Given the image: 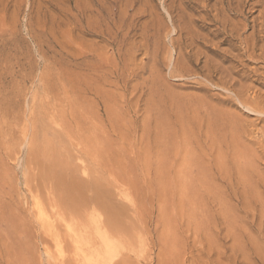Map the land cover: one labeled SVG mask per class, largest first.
Instances as JSON below:
<instances>
[{"label":"rangeland","instance_id":"374dc122","mask_svg":"<svg viewBox=\"0 0 264 264\" xmlns=\"http://www.w3.org/2000/svg\"><path fill=\"white\" fill-rule=\"evenodd\" d=\"M209 1L0 0V264H264V0Z\"/></svg>","mask_w":264,"mask_h":264},{"label":"bare ground","instance_id":"6f19581e","mask_svg":"<svg viewBox=\"0 0 264 264\" xmlns=\"http://www.w3.org/2000/svg\"><path fill=\"white\" fill-rule=\"evenodd\" d=\"M180 1H181V0H180ZM198 1H199V0H197V5L199 4ZM205 1H206V0H205ZM210 1H211V0H210ZM210 1H209V2H210ZM217 1H218V0H217ZM219 1H221V0H219ZM207 2H208V0H207ZM179 3H180V2H179ZM200 3H201V1H200ZM206 4H208V3H206ZM215 4H216V3H215ZM215 4H214V6H215ZM220 4H221V3H220ZM220 4H219V5H220ZM219 5H216V6L218 7ZM214 6H213V7H214ZM221 6H222V5H221ZM201 7H202V5H201ZM217 7H216V8H217ZM204 8H205V6H204ZM214 8H215V7H214ZM216 8H215V9H216ZM215 9H214V10H215ZM219 9H220V8H219ZM204 12H205V11H204ZM261 13L263 14V12H261ZM263 17H264V15H263ZM216 20H217V19H216ZM226 20H227V19H226ZM251 21H252V20H251ZM223 27H224V26H223ZM263 27H264V26H263ZM260 29H261V28H260ZM258 33H259V32H258ZM260 36H261V35H260ZM256 41H257V39H256ZM253 42H254V40H253ZM257 43H258V42H257ZM257 43H255V44H257ZM252 44H253V43H252ZM257 45H258V44H257ZM249 46H250V45H248V47H249ZM251 47H252V46H251ZM252 48H253V47H252ZM261 48H262V47H261ZM245 50H246V49H245ZM250 50H252V49H250ZM262 51H263V50H262ZM252 55H254V54H252ZM252 55H251V56H252ZM256 95H257V94H256ZM256 95H255V96H256ZM253 98H254V97H253ZM253 98H252V99H253ZM256 98H257V96H256ZM256 98H255V99H256ZM245 101H246V100H245ZM255 101H256V100H255ZM257 102H258V101H257ZM251 103H252V102H251ZM255 103H256V102H255ZM256 108H257V107H256ZM261 108L263 109V107H261ZM255 111H256V110H255ZM259 111H260V110H258V113H259ZM40 112H41V111H40ZM260 112H262V111H260ZM263 113H264V112H263ZM259 114H260V113H259ZM259 114H258V115H259ZM261 115H263V114L261 113ZM40 116H41V117H40ZM40 116H39V118H38L39 120H40L41 118H43L42 115H40ZM259 116H260V115H259ZM44 118H45V117H44ZM44 118H43V119H44ZM42 121L44 122V120H41V123L43 124ZM45 121H46V119H45ZM39 122H40V121H38V123H39ZM41 123H39V126L41 125ZM46 125H47V124H46ZM46 125H45V126H46ZM42 127H43V125H42ZM46 127H48V125H47ZM40 128H41V127H40ZM40 128L37 129V130L40 131ZM41 130H42V129H41ZM43 131H44V130H43ZM35 132H36V130H35ZM38 133H39V132H38ZM38 133H37V134L35 133V134L37 135V136H36V135H35V136H36L37 138H39L38 136L41 134L40 137H41V139H43V140L40 141V142H42V143L45 142L46 139H45V141H44V138H42V137H43V136H42V135H43V132H40L39 135H38ZM55 136H56V135H55ZM61 136H63V135H60V138H61ZM53 137H54V136H53ZM64 137H65V135H64ZM54 138H56V137H54ZM41 139H39V140H41ZM35 140H36V139H35ZM55 140H57V141H56V144H57V142L59 141V139H53V141L51 140V141H49V142L53 143ZM40 142H38L37 144H39ZM46 142H47V141H46ZM51 143H50V144H51ZM59 143H60V142H59ZM61 143H62V142H61ZM50 144H49V143L42 144V148H41L42 151L46 154V157H48V158H49L50 155H53V156H54V155H57V152H56V154H55L54 151L50 150V148H49V147L51 146ZM62 144H63V143H62ZM62 144H60V145H62ZM32 145H33V144H32ZM35 145H36V143H35ZM40 145H41V143H40ZM40 145H39V146H40ZM52 145H53V144H52ZM58 145H59V144H57V146H58ZM64 145H65V144H64ZM40 147H41V146H40ZM59 147H60V146H58L57 149H58ZM62 147H63V146H62ZM37 148H38V147L36 146V151H38V153L41 152L40 148H38V150H37ZM51 148H52V146H51ZM60 148H61V147H60ZM63 148H64V147H63ZM48 149H49L50 151H49ZM61 149H62V148H61ZM61 149H60V150H61ZM39 150H40V151H39ZM62 150H63V149H62ZM67 150H68V148H67L65 151H67ZM36 151H34V152L36 153ZM55 151H57L56 148H55ZM53 152H54V153H53ZM58 152H60L59 149H58ZM62 152H63V151H62ZM36 154H37V153H36ZM39 154H40V153H39ZM39 154H37V155L40 156ZM47 154H50V155L48 156ZM42 155H43V154H41V158H43V157L45 156V155H43V157H42ZM60 155H61V157H62V154H61V153H60ZM54 157H55V156H54ZM54 157H53V158H54ZM61 157H59V162H58V159H57V158H55V161H57V162L59 163V165H60V164L62 165V163H63L64 166L66 165V167H68L67 164L64 163V160H63V162H61V161H62V159H60ZM238 157H239V156H238ZM48 158H47V159H48ZM50 158H51V157H50ZM41 160H42V159H41ZM48 160H49V159H48ZM51 160H52V158H51ZM51 160H49V162H50ZM52 161H53V160H52ZM41 162H42V161H41ZM50 163H51V162H50ZM58 163H57V164H58ZM45 164H46V163H45ZM50 165H52V164H50ZM50 165H49V166H50ZM59 165H58V166H59ZM49 166H47V167H46V166H45V167L43 166V170L46 171L45 168H48ZM52 166H53V165H52ZM64 166H62V167H64ZM50 167H51V166H50ZM50 167L48 168L47 171H49ZM66 167H65V168H66ZM52 168H53V167H52ZM52 168H51L50 170H52ZM60 169H61V167H60ZM63 170H64V169H63ZM56 171H57V170H56ZM45 174L47 175L46 172H45ZM62 174H63V172H62ZM53 175H56V173L53 174ZM63 175H64V174H63ZM56 176H57V175H56ZM56 176H54V177H56ZM59 177H60V175H59L58 177H56V178H59ZM61 178H64V177H61ZM57 180H58V179H57ZM60 180H61V179H60ZM63 180H64V179H63ZM61 181H62V180H61ZM61 181H60V182H61ZM65 181H66V179H65ZM65 181H62V184H63V182H65ZM66 182H67V181H66ZM78 183H79V182H77V184H78ZM80 183H81V182H80ZM80 183L78 184L79 186H80ZM62 184H60V185H62ZM64 184H65L64 187H66L67 184H72V182H71V183H70V182H69V183L67 182V183H64ZM77 184L74 182V184H72V186L75 188L74 185L77 186ZM88 184H89V183H88ZM93 184H94V183H92V188H93ZM81 185H82L83 187H87V184L84 186L83 183H82ZM72 186H69V187L71 188ZM82 186H80L79 189H80ZM95 186L97 187L98 185L95 184ZM95 186H94V187H95ZM83 187H82V188H83ZM66 188H68V187H66ZM76 188H77V187H76ZM77 189H78V188H77ZM70 190H71V189H70ZM104 204H105V203H104ZM104 204H103V205H104ZM106 204H107V203H106ZM108 205H111V204L109 203ZM108 205H105V206H108ZM109 207H111V206H109ZM114 207H115V206H114ZM107 208H108V207H107ZM110 209H111V208H110ZM107 210L109 211V209H107ZM114 210H115V209H114ZM116 210H117V209H116ZM118 210H119V209H118ZM115 212H116V211H115ZM117 212H118V211H117ZM113 213H114V212H112V214H113ZM118 213H119V212H118ZM118 213H117V214H118ZM114 215H116V214L114 213ZM116 216H117V215H116ZM116 216H115V217H116ZM112 217H114V216H112ZM113 219H115V218H113ZM113 219H112V220H113ZM112 220H111V221H112ZM114 223L116 224L115 221H114ZM110 224H111V226H114V225H112L113 223H110ZM116 225H118V224H116ZM117 227H118V226H116V229H117ZM100 228H101V227H100ZM113 228L115 229V227H113ZM90 233H91V232H90ZM95 233H96V232H95ZM104 233H105V232H104ZM104 233H102V232L99 233V232H98V234H99L100 237H101V238H99V237H98V238L101 239L102 242H103V241H106V239H107V236H106V234H104ZM107 233H108V232H107ZM123 233H124V232H123ZM98 234L96 233L97 236H99ZM117 234H118V232H117ZM59 235H60V234H59ZM63 235H64V234H63ZM96 235H94V237H95ZM123 235H124V234H123ZM64 237H65V236H64ZM108 237H109V236H108ZM82 238H83V237H82ZM90 238H91V237H90ZM92 238H93V237H92ZM109 238H110V237H109ZM78 239H79V238H78ZM78 239H76V242H77ZM95 239H96V237H95ZM99 239H98L97 241H99ZM90 240H91V239H90ZM90 240H88V239L85 238V240H84L85 242H82L80 245L78 244V246L76 245V250H75V252H74V254H73V257H70V259H72V260L70 261V259H69L70 262H68V263H65L66 261L64 262V260H65L67 257H66L65 259L62 258L63 262H61V261H60V262H61L62 264H64V263H65V264H100V261H99V258H100V257H99L98 254L100 253L101 249L98 248V247L95 245V244H97V243H95L94 241L91 242ZM93 240H94V239H93ZM101 240H100V241H101ZM108 240H109V239H108ZM102 242H100V244H101ZM94 243H95V244H94ZM110 243H111V241H110ZM60 244H61V242H60ZM98 244H99V242H98ZM61 246H62V245H61ZM59 247H60V246H59ZM59 247H58V248H59ZM110 247H111V246H110ZM64 250H65V249H64ZM110 250H112V252H113V249H110ZM73 251H74V250H73ZM103 251L105 252V250H103ZM107 252L110 253L111 251H107ZM112 252H111V253H112ZM8 253H10V252H8ZM64 253H65V252H64ZM70 253H72V252L70 251ZM102 253H103V252H102ZM114 253H115V252H114ZM103 254H104V253H103ZM42 255H43V254H42ZM69 255L71 256V254H68V256H69ZM104 255H105V254H104ZM114 255H116V254H114ZM117 255H118V253H117ZM117 255H116V258L119 257V255H118V256H117ZM8 256H9V255H8ZM88 256H89V257H88ZM121 256H122V255H121ZM104 257H105V256H104ZM102 258H103V257H102ZM126 259H128V258H126ZM66 260H67V259H66ZM67 261H68V260H67ZM124 261H125V260H124ZM56 262H57V261H56ZM101 262H102V261H101ZM110 262H111V261H110ZM118 262H119V261H118ZM121 262H122V261H121ZM8 263H9V262H8ZM61 263H60V264H61ZM122 263H123V262H122ZM122 263H121V264H122ZM35 264H36V263H35ZM114 264H115V263H114ZM125 264H126V262H125Z\"/></svg>","mask_w":264,"mask_h":264}]
</instances>
